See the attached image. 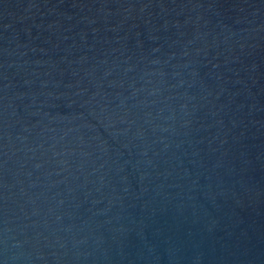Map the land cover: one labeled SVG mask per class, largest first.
<instances>
[{
    "label": "water",
    "instance_id": "water-1",
    "mask_svg": "<svg viewBox=\"0 0 264 264\" xmlns=\"http://www.w3.org/2000/svg\"><path fill=\"white\" fill-rule=\"evenodd\" d=\"M0 264H264V0H0Z\"/></svg>",
    "mask_w": 264,
    "mask_h": 264
}]
</instances>
